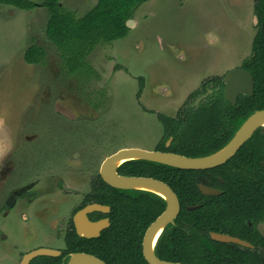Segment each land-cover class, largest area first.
<instances>
[{
    "label": "rangeland",
    "instance_id": "rangeland-1",
    "mask_svg": "<svg viewBox=\"0 0 264 264\" xmlns=\"http://www.w3.org/2000/svg\"><path fill=\"white\" fill-rule=\"evenodd\" d=\"M96 1L60 0L77 17ZM252 8V0H148L134 11L124 37L97 45L87 56L95 77L85 80L60 71L58 52L45 33V7L0 4V169L16 166L25 153L23 162L37 161L32 168L39 180L46 176L41 165L56 166L65 187H45L44 180L36 189L41 187L40 198H54L62 231L106 156L124 147L154 150L163 129L157 114L174 116L203 79L241 65L256 30ZM32 43L45 51L42 64L23 59ZM47 85L70 97L57 101L53 91L46 95ZM62 146L70 155H55ZM19 147V155H12ZM14 219L3 223L8 264L39 242L37 235L23 236Z\"/></svg>",
    "mask_w": 264,
    "mask_h": 264
},
{
    "label": "trees",
    "instance_id": "trees-1",
    "mask_svg": "<svg viewBox=\"0 0 264 264\" xmlns=\"http://www.w3.org/2000/svg\"><path fill=\"white\" fill-rule=\"evenodd\" d=\"M148 0H97L80 17L63 6L60 0H0V4L29 10L45 7L48 16L45 25L47 38L55 46L60 58V69L66 75L89 76L92 67L87 56L97 45L108 44L124 37L128 31L125 21L133 18L135 9ZM256 17V30L251 42L250 54L243 59L241 67L250 72L254 87L252 95L240 93L234 104L224 97L221 77L213 81L219 86L197 108L179 109L175 116L157 114L162 125V135L155 150L201 157L217 152L235 134L241 123L253 111L264 109V0H252ZM45 51L34 43L23 52L28 64H42ZM142 78L139 87L142 88ZM215 86V85H214ZM214 86H212L214 88ZM172 136L166 147L165 140ZM116 171L120 175L152 177L166 183L176 194L179 212L174 222L167 224L154 246V253L163 260L184 264H264V254L245 250H231L225 244L200 236L199 231L210 229L209 219L199 215L205 208L188 209L187 206L202 204L196 183L200 180H254L264 189V126H260L242 145L239 151L223 165L188 170L169 165L132 159L122 162ZM223 196L232 200L245 199L246 194L226 190ZM264 201V193L257 199ZM80 206L97 202L110 206V225L99 236L85 239L66 237L64 254L85 252L94 255L105 264H148L142 254V238L149 224L163 211L166 202L159 195L140 189H120L106 184L97 174L90 182V189ZM236 210L232 209V212ZM212 213H216L212 211ZM248 214V212H246ZM252 214V211H249ZM102 214H96V217ZM59 260V258H58ZM46 264V263H45ZM51 264V263H47Z\"/></svg>",
    "mask_w": 264,
    "mask_h": 264
},
{
    "label": "flooded vegetation",
    "instance_id": "flooded-vegetation-1",
    "mask_svg": "<svg viewBox=\"0 0 264 264\" xmlns=\"http://www.w3.org/2000/svg\"><path fill=\"white\" fill-rule=\"evenodd\" d=\"M60 71L64 72L62 69ZM92 71L93 70L91 69L89 76H84L82 78L85 80H87L86 78H88V80H91V78L93 79L95 75H94V72ZM65 76L75 78L74 75L65 74ZM215 76L221 77V81H222L223 75H212V76L206 77L197 85L196 88L191 90V92L187 95L186 99L181 104L179 109H183L186 107L191 108V109L197 108L199 104L203 100H205V98L208 95L212 94L213 90H218L219 86H217V83H213V81H210V82L208 81V83L203 84L204 81H206L207 79H210L211 77H215ZM79 86L80 85H78V87ZM212 86H214V88ZM46 89H47L46 95H52L51 92L53 91L54 92L53 98L57 99V101L61 100L60 97L62 98V96L63 97L65 96V98L70 97L67 92H65L64 90H62L61 92V89L59 88L55 87L54 90H51V88L47 85ZM48 90L50 91L51 94L48 92ZM223 90H224V87H223ZM87 95H88L87 97L90 98L87 100V102L89 103L91 107H93L94 106V104H92L93 99L90 97L89 93H87ZM44 98H45V95L40 100L41 104H42V101H46L44 100ZM39 109L42 110L44 108H39ZM46 111L48 112V109H46ZM252 134L250 135V137L252 136ZM161 135L158 139V142L161 138ZM56 136H59V135H56ZM233 136L219 150L223 149L232 140ZM171 140H172V136L168 137L165 140L166 147L170 144ZM247 140H245L244 143ZM72 141H73V138H72ZM58 142L59 140L57 139V143ZM73 143L74 141L72 142V144ZM242 145L236 150V152L231 157H229L227 160H225L223 163L217 166L223 165L225 162L229 161L239 151ZM55 149H57V151L59 149L58 154H55V155H61V153L59 154L61 150L63 153L62 155H70V153H68V149L66 150L64 146H62V148L58 147ZM19 151H20V147L16 148L15 153H12V155L18 156ZM26 154L27 153H25L23 157H26ZM22 158L21 159L19 158L20 161L16 166L12 167V164L8 163L5 166H3L4 167L3 169H0V178L4 176V178L0 179V251H3L4 256H5L4 262L0 260V264H8L7 261H9L8 260L9 255H11L10 249L4 248L1 245V242L7 238V236L4 235V232H3V229H4L3 223H4V220L9 217H15L14 220L19 225V228L22 230L23 236L28 237L29 235L33 234L32 236L37 235L39 237L38 238L39 242L36 243L34 247L28 250L19 252V254L17 255L18 259L15 264H21L23 256L27 252H30L37 248L52 249L53 251H57L58 253L55 255H38L30 259L27 262V264H45V263L46 264L47 263L65 264L69 256L72 253H74V252H71L68 254H64V251L67 249V243H66L67 236H70L71 238H73L74 237L73 233H75L78 237H82L87 240L94 238V237H85V236L78 235L75 229V225L73 223V219H72L74 213L78 209L88 204L86 203L80 206L81 203L84 201L85 195L82 197L81 201L74 208H72L71 210L69 209L70 215L61 231L59 222L57 221L59 219L56 218L58 216V211H57L56 205H54L55 203L54 198H46V199L40 198L39 193L41 192L40 190L41 187H39L40 189H36V186L38 185L39 181H44V180H45V183L47 184L45 185V187H50V186L59 187V188L60 186L65 187L64 183L62 182V179L60 178L58 173H56L55 168L57 167L54 165L53 166L52 165L46 166V164H44V166L41 165V167H43L44 169L43 174H45L46 176L44 177L43 180L41 179L39 180L38 176L34 173V172L38 173L37 170L35 168L34 169L32 168L37 163V161L36 163L35 162L28 163L25 161L23 162ZM47 169H51V171H48ZM6 174H8L9 176H7ZM260 183L261 182L254 181V180H226V179L221 178L220 175H217L216 179L207 178V180L198 181L196 183V186H197V189L199 190V195H200L198 197L199 198L201 196L204 197V199L202 197L200 198V200L203 199L204 202L202 204L198 202L194 205H189L187 206V208L188 209L199 208L201 205L205 208V213H199V215L204 216L207 219H209L208 226L210 227V229H203L199 231L202 239L206 238L207 240V238H209V239H212L213 241L223 243L225 244L224 247L226 249H231V250L249 249L251 251L264 254V201L262 200V196L260 199H257L258 192L264 193V189L258 187V184ZM199 184L216 189L218 190V193L204 194L200 190ZM226 190L228 191L231 190L232 192L237 193V194H246L248 195V197L246 198V200L237 199L233 201L231 197L223 196V193ZM69 199L70 198H68L67 200ZM89 203H97V202H89ZM100 204H103V203H100ZM104 205H107V204H104ZM191 206L193 208H189ZM232 209L236 211L232 212ZM212 211H215L216 213H212ZM249 211H252V214H249ZM109 212H110V206H109L108 212L102 213V212L93 211V212L87 213V217L91 221H95L101 218H108L109 225H110V219L108 217ZM246 212H248V214ZM99 213L102 214V216L95 218V215ZM107 227L101 229L99 234L101 233V231H103ZM212 232L238 238L242 241L248 242L250 245L244 246V245H241L233 241H227V242L217 241L211 237ZM60 236H61L60 241L62 240L61 245L57 243L58 238ZM13 246H16V244H14Z\"/></svg>",
    "mask_w": 264,
    "mask_h": 264
},
{
    "label": "water",
    "instance_id": "water-1",
    "mask_svg": "<svg viewBox=\"0 0 264 264\" xmlns=\"http://www.w3.org/2000/svg\"><path fill=\"white\" fill-rule=\"evenodd\" d=\"M256 22V17L254 16ZM134 24L133 19L129 18L125 21V25L130 28ZM224 84V97L231 104H234L236 97L239 93L252 95L254 81L249 71L241 66L228 70L222 78ZM210 92V90H209ZM264 109L253 111L241 123L235 132L232 140L221 150L201 157H190L178 153L160 151V150H147L137 147H124L119 148L113 153L106 156L99 167V175L101 179L111 187L120 189H140V185H148L154 187L157 192H153L162 197L165 202L163 211L149 224L146 228L142 238V254L148 264H184L181 262H173L163 260L157 257L154 253V246L163 228L173 223L179 212V201L173 190L163 181L152 177L145 176H126L117 173L116 168L124 161L132 159H144L153 161L172 167L188 170H200L215 167L229 157H231L236 150L247 140L250 135L260 126H264ZM200 190L204 194H216L218 190L208 186L199 184ZM145 190V189H140ZM149 191V190H146ZM189 208H193L192 206ZM109 206L100 203H88L82 208L78 209L73 215V223L78 235L85 237H96L99 235L101 229L109 225L108 218H101L91 221L87 217L89 212H108ZM158 232L157 238L152 243L154 235ZM211 237L217 241H233L244 246L250 244L238 238L231 237L224 234L211 233ZM57 251L47 248H37L27 252L21 264L27 262L38 255H55ZM65 264H105L102 260L92 254L84 252L72 253Z\"/></svg>",
    "mask_w": 264,
    "mask_h": 264
},
{
    "label": "bare ground",
    "instance_id": "bare-ground-1",
    "mask_svg": "<svg viewBox=\"0 0 264 264\" xmlns=\"http://www.w3.org/2000/svg\"><path fill=\"white\" fill-rule=\"evenodd\" d=\"M263 125H264V122L262 123ZM140 189H145V190H149V191H154V192H157V190L154 188V187H152V186H148V185H140V186H138ZM157 235H158V232L154 235V237H153V240H152V243L154 244V242H155V240H156V238H157Z\"/></svg>",
    "mask_w": 264,
    "mask_h": 264
},
{
    "label": "crops",
    "instance_id": "crops-1",
    "mask_svg": "<svg viewBox=\"0 0 264 264\" xmlns=\"http://www.w3.org/2000/svg\"><path fill=\"white\" fill-rule=\"evenodd\" d=\"M136 10V9H135ZM135 14V13H134Z\"/></svg>",
    "mask_w": 264,
    "mask_h": 264
}]
</instances>
